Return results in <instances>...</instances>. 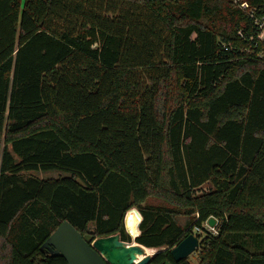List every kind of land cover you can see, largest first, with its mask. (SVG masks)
I'll return each mask as SVG.
<instances>
[{
    "label": "trees",
    "instance_id": "obj_1",
    "mask_svg": "<svg viewBox=\"0 0 264 264\" xmlns=\"http://www.w3.org/2000/svg\"><path fill=\"white\" fill-rule=\"evenodd\" d=\"M256 32L232 0H0V264H66L64 220L192 264L170 250L210 217L196 264H264Z\"/></svg>",
    "mask_w": 264,
    "mask_h": 264
},
{
    "label": "water",
    "instance_id": "obj_2",
    "mask_svg": "<svg viewBox=\"0 0 264 264\" xmlns=\"http://www.w3.org/2000/svg\"><path fill=\"white\" fill-rule=\"evenodd\" d=\"M139 215L141 220V214ZM207 222L213 225L214 218L210 217ZM198 245V237L190 232L171 248L170 254L174 261H179L194 252ZM143 247L136 242L127 243L120 240L118 234L94 237L91 229L81 234L64 220L46 238L41 250H46L47 254L63 256L66 264H148L153 255L163 250L160 248L153 254L135 257L136 253L143 251ZM163 264L172 263L166 261Z\"/></svg>",
    "mask_w": 264,
    "mask_h": 264
},
{
    "label": "rangeland",
    "instance_id": "obj_3",
    "mask_svg": "<svg viewBox=\"0 0 264 264\" xmlns=\"http://www.w3.org/2000/svg\"><path fill=\"white\" fill-rule=\"evenodd\" d=\"M22 174L24 176H35V177H38V178H55V177H58L60 175H65L64 172H61V171H34V170H30V171H24L22 172ZM210 188H212L211 184L209 182H206L204 183L198 190L201 192V191H208ZM135 208V207H134ZM137 209V208H136ZM126 215V214H125ZM125 218V217H124ZM184 221H185V218L183 217H180L179 218V222L181 224H184ZM217 223V219H214V224ZM191 226V225H190ZM202 228L200 231H197L195 229V226L191 229V232L194 233L198 239H199V245L198 247L194 250V252H192L191 254H189L187 256V259L190 263L192 264H196L198 261H199V254H198V248L200 246V241L202 239V237L206 234V232L209 230V228L207 229V227L205 226V222L202 224ZM124 228L126 230V227H125V219H124ZM216 229L212 231L213 234H215L216 232ZM126 232L130 233L132 239L135 237L136 235V230H135V225L133 227V230L132 232H129L126 230ZM209 232V231H208ZM139 233V232H138ZM197 233H199L200 235L198 236ZM127 243H135L133 240L132 242H127ZM144 248H147L149 249V251L153 254V252H155V250L157 249H154V248H148V247H145ZM143 255V254H142ZM141 254L139 253H136V257H141L142 256Z\"/></svg>",
    "mask_w": 264,
    "mask_h": 264
},
{
    "label": "built area",
    "instance_id": "obj_4",
    "mask_svg": "<svg viewBox=\"0 0 264 264\" xmlns=\"http://www.w3.org/2000/svg\"><path fill=\"white\" fill-rule=\"evenodd\" d=\"M232 1L236 4H238L240 6V8L246 10L248 15L250 17H252V19L254 20V23L257 27V32L255 35V45L261 44V48H262V50H264V17L263 16H255L253 9H248V7H246V5L244 3H241L240 0H232ZM237 33L239 36H243V34L240 30H238ZM250 38H252V37H250ZM205 226L207 227V229L209 228L208 231L211 233L213 230L216 229L214 226V223H213V225H209L207 221H205ZM195 229L197 231L201 230V228H199V227H195Z\"/></svg>",
    "mask_w": 264,
    "mask_h": 264
},
{
    "label": "bare ground",
    "instance_id": "obj_5",
    "mask_svg": "<svg viewBox=\"0 0 264 264\" xmlns=\"http://www.w3.org/2000/svg\"><path fill=\"white\" fill-rule=\"evenodd\" d=\"M144 248V247H143ZM147 254H152V253H147Z\"/></svg>",
    "mask_w": 264,
    "mask_h": 264
}]
</instances>
